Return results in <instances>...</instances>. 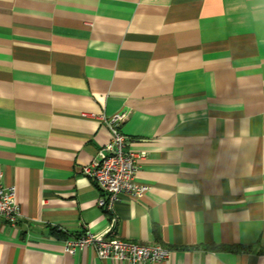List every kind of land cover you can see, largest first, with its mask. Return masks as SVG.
<instances>
[{
  "label": "crops",
  "instance_id": "obj_1",
  "mask_svg": "<svg viewBox=\"0 0 264 264\" xmlns=\"http://www.w3.org/2000/svg\"><path fill=\"white\" fill-rule=\"evenodd\" d=\"M121 111L150 189L110 212L83 166ZM0 180V264H127L65 248L114 224L153 264H264V0H0Z\"/></svg>",
  "mask_w": 264,
  "mask_h": 264
},
{
  "label": "built area",
  "instance_id": "obj_2",
  "mask_svg": "<svg viewBox=\"0 0 264 264\" xmlns=\"http://www.w3.org/2000/svg\"><path fill=\"white\" fill-rule=\"evenodd\" d=\"M127 118L126 111L103 116L111 137L99 149L97 158L83 166L84 175L92 178L102 192L97 204L105 211L113 212L115 204L125 195L138 198L150 189L148 183L138 179L144 153L128 149L131 140L121 130ZM22 217L16 187L5 185L0 180V218L17 225ZM114 219L116 221V217ZM115 229L114 224L109 235L87 229L79 238L66 239L65 248L68 252H75L92 245L100 257L127 264H153L169 259L172 255L173 249L160 243L141 244L120 239Z\"/></svg>",
  "mask_w": 264,
  "mask_h": 264
}]
</instances>
